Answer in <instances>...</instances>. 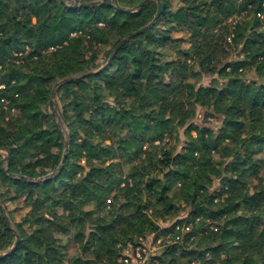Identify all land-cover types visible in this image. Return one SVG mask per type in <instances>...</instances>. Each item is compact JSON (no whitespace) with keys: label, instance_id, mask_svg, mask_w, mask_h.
Here are the masks:
<instances>
[{"label":"trees","instance_id":"trees-1","mask_svg":"<svg viewBox=\"0 0 264 264\" xmlns=\"http://www.w3.org/2000/svg\"><path fill=\"white\" fill-rule=\"evenodd\" d=\"M142 1L0 0V264H264V0Z\"/></svg>","mask_w":264,"mask_h":264},{"label":"rangeland","instance_id":"rangeland-1","mask_svg":"<svg viewBox=\"0 0 264 264\" xmlns=\"http://www.w3.org/2000/svg\"><path fill=\"white\" fill-rule=\"evenodd\" d=\"M170 31H172V34L174 37L182 38L184 40V43L182 44L184 47L188 46V39H189L188 33H186L184 30H178L175 28L170 29ZM232 58H233V56H232ZM101 61H102L101 64L104 65L105 61H103V59ZM139 75L143 78L145 76V72L143 70H141V71H139ZM212 78H214V76L211 73L205 72L203 74V76L201 77L199 83L208 84V83H210ZM201 120H202L201 117H199L197 119L198 122H200ZM210 122H212V121H210ZM213 123H215V122H213ZM63 127H64V129L62 131L64 133H66V128H65V126H63ZM0 155L2 156V158H0V160H2L5 157V153L1 151ZM2 162H4V161H1V163ZM7 205H8V208L10 210H13V217H14V220H16V221H19L21 219V217L27 212V209L22 208L20 206V204L8 203ZM5 210H6V206H5ZM6 212H7V210H6ZM183 216H185V213H182L181 217H183ZM10 225L14 229L11 221H10ZM160 225L162 227H164L167 224L160 223ZM166 239H168V237ZM163 243H164L163 238H158L157 241H154L153 236H148L146 239L141 241L140 245L138 247H136L135 249L131 248V246L124 249V251L122 253V261L125 264H144L148 258H150L151 256L158 255L161 252V250L163 249V246H162ZM76 250H77L76 247L73 246L72 244L68 245V247H67V251H68L69 255L74 254L76 252ZM126 262H128V263H126Z\"/></svg>","mask_w":264,"mask_h":264},{"label":"water","instance_id":"water-1","mask_svg":"<svg viewBox=\"0 0 264 264\" xmlns=\"http://www.w3.org/2000/svg\"><path fill=\"white\" fill-rule=\"evenodd\" d=\"M66 1L69 3V6H80V7H94V6L100 5V4H102V3H107V4L111 3V0H93V1H90V2H83V1H80V0H66ZM146 1H147V0H143V1H142L138 6H136L135 8H123V7H120L116 2H115V6H116V8H117L118 10L133 12V11L138 10V9H139V8H140V7L146 2ZM162 8H163L162 4H161L160 2H157V11H156L155 15L153 16L152 20H151L148 24H146L145 26H143L142 28H140L139 30L134 31V32H131V33H129L127 36H125L124 38H122V39L118 42V44L114 47V49H113L111 55L109 56L108 60L105 62L104 65H102L101 67H99V68L96 69V70L86 72L85 74H83V75H81V76H78V77H68V78L62 79V80H60V81H58V82H56V83L54 84V86H53V88H52V90H51V94H50V103H51V106H52V109H53V113H54V115H55V117H56V123H57V125H58V127H59L60 130H63V129H64V127H63L64 125H63V122H62V120H61V118H60V116H59V114H58V111H57L56 105H55V103H54V91H55V89H56L59 85H61V84H63V83L71 82V81H74V80H77V79H81V78H83V77H86V76H89V75H91V74H94V73H97V72L102 71V70L106 67L107 63L109 62V60L111 59V57L113 56V54L116 52V50L118 49V47H119L120 45H122L124 42H126L130 37H133V36H135V35H137V34L143 32L145 29H147V28L150 26V24H151V23H152V22H153V21L159 16V14H160ZM68 136H69V134H68V132H67V130H66V133H65V139H64V152H63V156H62L61 162H60L58 168H56V169H55L50 175H52V174L58 172V171L60 170V168H61L62 162H63V160H64V157H65V155H66V151H67V148H68ZM0 152H1V151H0ZM8 157H9V153H6V154H5V157H4L2 160H0V163H1V161L6 162V161L8 160ZM0 205H1L2 208H3L4 218H5L6 222H7V225L9 226V228L13 231V233H14V235H15V241H14L12 247H11L9 250H7L6 252H4V253H0V259H2V258H4L9 252H11V251L15 248V245H16L17 240H18V235L16 234L15 230H14V229L11 227V225H10V220H9L7 214H6L5 206H4V204H3V202H2L1 199H0Z\"/></svg>","mask_w":264,"mask_h":264},{"label":"built area","instance_id":"built-area-1","mask_svg":"<svg viewBox=\"0 0 264 264\" xmlns=\"http://www.w3.org/2000/svg\"><path fill=\"white\" fill-rule=\"evenodd\" d=\"M228 40H229V39H228ZM177 229H178V227H177ZM184 230H185V231H188V230H189V227H188V226L185 227Z\"/></svg>","mask_w":264,"mask_h":264}]
</instances>
